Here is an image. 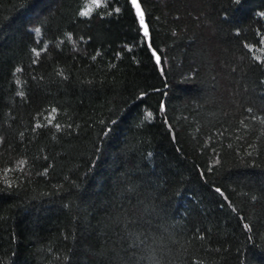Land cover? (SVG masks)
I'll return each instance as SVG.
<instances>
[{
    "label": "trees",
    "instance_id": "obj_1",
    "mask_svg": "<svg viewBox=\"0 0 264 264\" xmlns=\"http://www.w3.org/2000/svg\"><path fill=\"white\" fill-rule=\"evenodd\" d=\"M138 3L0 0V264H264V0Z\"/></svg>",
    "mask_w": 264,
    "mask_h": 264
},
{
    "label": "snow or ice",
    "instance_id": "obj_2",
    "mask_svg": "<svg viewBox=\"0 0 264 264\" xmlns=\"http://www.w3.org/2000/svg\"><path fill=\"white\" fill-rule=\"evenodd\" d=\"M93 3L99 5L100 0H93ZM131 3L136 8L137 16L139 17L140 25L143 28L144 36L147 37L148 34H149L148 33V28H147V25L144 22V13L140 10V4L138 3V0H131ZM88 14H89L88 12H83L82 13V15H88ZM36 32L38 33L39 29H36ZM157 60H159V57H157ZM150 115L151 114L149 113V116Z\"/></svg>",
    "mask_w": 264,
    "mask_h": 264
},
{
    "label": "rangeland",
    "instance_id": "obj_3",
    "mask_svg": "<svg viewBox=\"0 0 264 264\" xmlns=\"http://www.w3.org/2000/svg\"><path fill=\"white\" fill-rule=\"evenodd\" d=\"M135 7V6H134ZM135 10H136V8H135ZM141 10V9H140ZM137 13V12H136Z\"/></svg>",
    "mask_w": 264,
    "mask_h": 264
}]
</instances>
